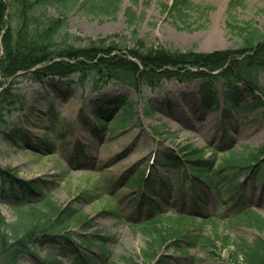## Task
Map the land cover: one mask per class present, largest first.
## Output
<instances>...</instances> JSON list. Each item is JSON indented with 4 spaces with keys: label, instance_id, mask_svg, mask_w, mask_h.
Returning <instances> with one entry per match:
<instances>
[{
    "label": "rangeland",
    "instance_id": "rangeland-1",
    "mask_svg": "<svg viewBox=\"0 0 264 264\" xmlns=\"http://www.w3.org/2000/svg\"><path fill=\"white\" fill-rule=\"evenodd\" d=\"M193 2L211 10L205 19L194 16L189 22L192 32L179 30L167 17L163 9L169 5L168 0H122L114 18L75 11L68 18L70 46L103 42L106 46L124 44L128 49H138L136 37L149 48L172 46L181 51L210 54L241 46V39L229 25L251 23L264 34V0ZM128 13L134 14L132 25ZM49 14L50 18L58 16L54 10ZM5 26L3 33L9 27L14 31L19 28L15 19ZM128 53L129 50L121 56L140 67L137 60L125 55ZM32 71L18 72L13 78L0 74V102L5 107L4 121L0 123V171L12 169L17 178V185L12 186L16 182L0 174V185L9 184L19 196L18 184L36 183L57 207L63 210L70 206L87 218L91 227L88 232L71 225L67 233L73 234L77 246L80 235L97 242L104 239L107 256L98 250L90 252L98 264H131L130 261L145 264L143 252L148 250L149 238L139 224L159 216L142 194V189L149 187L148 181L162 186L155 187L152 198L162 202V219H177L180 211L189 213L186 223L196 240L191 244L182 239L184 242L177 245L161 240L158 253L168 259V264H231L234 242L243 239L252 243L264 238V233L241 215L250 209L264 218V180H252L238 173L235 177L238 190L227 194L222 186L190 181L193 177L188 171L190 178L176 179L170 170L156 163L188 145L202 151L205 160L212 159L215 150L217 162L232 150L248 153L262 150L264 105L257 111L243 112L229 104L231 110L225 113L222 100L225 87L216 85L214 94L219 96V106L217 111L208 110L200 98L201 81H163L155 88L142 86L135 90L118 81L106 80L102 84L99 80L102 77L96 72L87 74L84 81L78 73L63 79L36 81ZM260 81L264 87V73ZM240 88L242 100L252 102ZM119 98L133 103L127 117L130 123L115 132L103 129L95 119V112L100 109L109 115L111 118L106 121L116 127L111 122L114 117H124L122 107L116 103ZM147 110L151 111V117L145 115ZM15 128L21 134L14 133L13 140L6 134ZM140 174L143 175L140 187H130L132 179L139 180ZM164 184L176 194H169ZM1 188L0 210L6 223H23L26 217L13 206L15 193L10 190L2 193ZM242 204L249 208L241 209ZM207 215L217 219L208 221ZM201 239L210 240L213 246L202 247ZM29 248L41 260L49 253L57 254L65 264L74 260L72 255L51 245L30 244ZM36 262L27 253L20 260V264Z\"/></svg>",
    "mask_w": 264,
    "mask_h": 264
},
{
    "label": "trees",
    "instance_id": "trees-1",
    "mask_svg": "<svg viewBox=\"0 0 264 264\" xmlns=\"http://www.w3.org/2000/svg\"><path fill=\"white\" fill-rule=\"evenodd\" d=\"M169 5L163 9L179 30L192 32L189 22L194 16L201 19L207 18L209 7L196 5L193 0H168ZM122 0H0V74L6 78H13L18 72H31L36 81L43 78H68L78 73L86 75L96 72L102 77L100 82L106 80L118 81L128 84L135 90L142 86L157 87L163 81H177L179 83L201 81L200 98L204 108L217 111L219 96L214 94L216 85L225 87L222 100L225 102V113L230 111L229 104L240 111H257L264 105V87L261 85V75L264 73V34L251 23L243 25H229L241 39V46L234 50L217 51L210 54L196 52L195 50L181 51L172 46L168 49H155L147 47L142 40L135 37L138 49H128V45L106 46L105 43H87L82 46H70L72 36L68 33V18L75 11H86L114 18L119 12ZM50 10L58 12V16L50 18ZM47 13V14H46ZM129 24H134V14L128 13ZM48 18V19H47ZM17 20L19 28L5 33V25L10 20ZM8 22V23H7ZM136 48V47H135ZM129 50L128 57L137 60L140 67L121 56ZM85 77V79H84ZM98 83V82H97ZM96 83V84H97ZM248 93L252 102L242 100L241 88ZM7 95L10 94L6 92ZM13 97V94H10ZM122 107L123 116L116 115L111 121L116 124L112 127L106 121L109 115L95 112V119L103 127L112 132L117 128H125L130 121L127 120L132 110L133 103L119 98L116 102ZM4 104L0 102V123L4 121ZM4 111V112H3ZM9 112V110L7 109ZM113 114H110V116ZM151 117V111H145ZM107 122V123H106ZM14 133H20L15 128L9 137L15 140ZM179 153V154H178ZM177 154L167 155L156 163L166 170H170L176 179H185L190 173V181L205 183L210 186H222L227 194L235 193L239 184L235 177L238 173L245 174L252 180H264V148L255 153L229 151L227 157L218 161V153L213 150L212 159L205 160L202 151L188 145ZM180 155V156H179ZM263 158V159H262ZM12 169L0 171V174L17 181ZM138 179H132L129 186L140 187L142 174ZM174 179V177H173ZM1 183V182H0ZM149 187L142 189L157 211L158 217L144 221L139 226L146 230L149 238L148 250L143 252L145 264H168V259L158 253L161 240L177 245L188 239L191 244L196 240L188 229L187 217L189 213L180 211L177 219H162L161 203L154 201L155 187L148 181ZM13 183L12 186H15ZM9 184H1L2 193L10 190L15 193V210L22 217L23 223L11 225L6 223L0 210V264H20L23 254H28L35 264H65L57 258V254L49 253L43 260L35 251H31L30 244L39 246L51 245L72 255L73 262L66 264H98L91 255V251L98 250L102 256H107L106 242L95 241L86 235L77 236L79 244L73 242V234L67 233L71 225L80 227L83 232L90 230V221L82 214L68 206L60 209L51 198L43 194L36 183L29 185L18 184L17 191ZM169 194H176L169 186L164 184ZM9 188V189H8ZM221 189V188H220ZM27 197L34 198L33 200ZM249 208L242 204L241 209ZM243 220L264 233V218L256 212L247 209L242 214ZM38 219V220H36ZM212 221L213 218H205ZM163 222H167L165 225ZM10 231L12 234L4 232ZM194 239V241H193ZM202 247L213 246L208 239H201ZM157 244V246H156ZM84 247V248H82ZM234 252L231 254V264H264V238H259L248 243L243 239L233 244ZM83 249L85 251H81ZM86 253V254H85ZM160 255V256H159ZM41 260V262H40ZM133 264L132 261H130Z\"/></svg>",
    "mask_w": 264,
    "mask_h": 264
}]
</instances>
